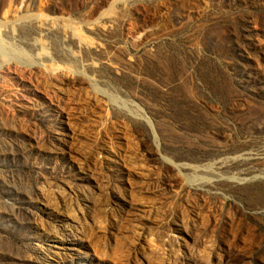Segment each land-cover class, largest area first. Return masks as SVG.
Returning a JSON list of instances; mask_svg holds the SVG:
<instances>
[{"label": "rangeland", "instance_id": "rangeland-1", "mask_svg": "<svg viewBox=\"0 0 264 264\" xmlns=\"http://www.w3.org/2000/svg\"><path fill=\"white\" fill-rule=\"evenodd\" d=\"M0 264H264V0H0Z\"/></svg>", "mask_w": 264, "mask_h": 264}]
</instances>
